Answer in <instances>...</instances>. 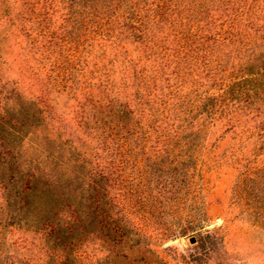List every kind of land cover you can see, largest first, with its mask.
Masks as SVG:
<instances>
[{
	"label": "rangeland",
	"instance_id": "rangeland-1",
	"mask_svg": "<svg viewBox=\"0 0 264 264\" xmlns=\"http://www.w3.org/2000/svg\"><path fill=\"white\" fill-rule=\"evenodd\" d=\"M0 113V264H264V0H0Z\"/></svg>",
	"mask_w": 264,
	"mask_h": 264
},
{
	"label": "trees",
	"instance_id": "trees-1",
	"mask_svg": "<svg viewBox=\"0 0 264 264\" xmlns=\"http://www.w3.org/2000/svg\"><path fill=\"white\" fill-rule=\"evenodd\" d=\"M3 124H5V121H4V118H3V115L0 113V126L1 125H3ZM3 141L4 140H2V139H0V153H1V151L2 150H4V152L2 151V153L3 154H1V155H4L5 156V158H8V157H10V154H11V151L12 150H14V149H12L10 146H6V144H4L3 143ZM14 159V158H13ZM50 160H51V162L52 163H54V165L56 164V166H59V168H61V169H65L66 168V165H67V162H65V161H63L62 163H60L59 162V160L57 159V158H51L50 157ZM29 164H30V166L32 165V162L30 161V162H27V165L26 166H28L29 167ZM19 166V167H21V165H20V163L18 164L17 163V160H15L14 159V161H13V164H12V168H13V166ZM37 165V167L40 169V168H43L44 170H46V171H48L50 168H52V166L50 165V164H40L39 162H38V164H36ZM68 167V166H67ZM29 169V168H28ZM31 169V168H30ZM35 171H37V170H35ZM33 172V173H29V174H26L25 175V180H26V184L24 185V189L26 190V194L28 195V194H30V190L31 189H34V187H32V185H30V184H32V181L36 178V176H37V174H36V172ZM69 173V178H72L73 176H75L74 178H76V180H79V179H81V177L79 176V174H77L76 172H68ZM4 180H2V178H1V180H0V185L2 186V190H3V195H4V193L6 192V191H8V188L6 187V185L4 184V182H3ZM56 181V180H55ZM9 183H11L10 181H9ZM51 184H52V182L50 183V185L49 186H51ZM1 189V188H0Z\"/></svg>",
	"mask_w": 264,
	"mask_h": 264
},
{
	"label": "water",
	"instance_id": "water-1",
	"mask_svg": "<svg viewBox=\"0 0 264 264\" xmlns=\"http://www.w3.org/2000/svg\"><path fill=\"white\" fill-rule=\"evenodd\" d=\"M194 242H195V240H194V238H192V239H191V243H194Z\"/></svg>",
	"mask_w": 264,
	"mask_h": 264
}]
</instances>
